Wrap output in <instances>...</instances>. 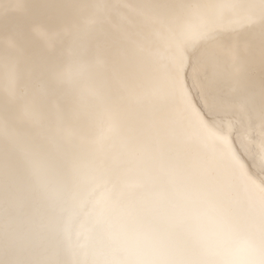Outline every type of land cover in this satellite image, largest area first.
<instances>
[{
    "label": "snow or ice",
    "instance_id": "6c2138e0",
    "mask_svg": "<svg viewBox=\"0 0 264 264\" xmlns=\"http://www.w3.org/2000/svg\"><path fill=\"white\" fill-rule=\"evenodd\" d=\"M0 264H264V0H0Z\"/></svg>",
    "mask_w": 264,
    "mask_h": 264
}]
</instances>
